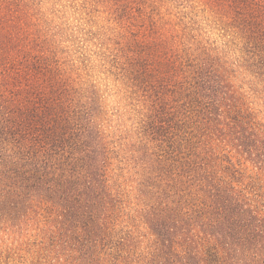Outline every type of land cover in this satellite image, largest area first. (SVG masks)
<instances>
[{
  "label": "trees",
  "instance_id": "trees-1",
  "mask_svg": "<svg viewBox=\"0 0 264 264\" xmlns=\"http://www.w3.org/2000/svg\"><path fill=\"white\" fill-rule=\"evenodd\" d=\"M207 2L264 71V0ZM135 48L146 113L126 151L23 1L0 0V211L36 226L41 253L85 264H264V185L242 162L264 172L263 133L206 63Z\"/></svg>",
  "mask_w": 264,
  "mask_h": 264
},
{
  "label": "rangeland",
  "instance_id": "rangeland-1",
  "mask_svg": "<svg viewBox=\"0 0 264 264\" xmlns=\"http://www.w3.org/2000/svg\"><path fill=\"white\" fill-rule=\"evenodd\" d=\"M21 1L68 73L96 91L103 128L122 149L140 140L138 123L146 113L129 84L137 40L162 43L194 64L206 63L224 81L244 121L264 135V71L253 66L241 33L207 0H130L128 7L117 0ZM246 157L247 174L264 185V172ZM39 241L35 225L0 211V264H85L79 254H43Z\"/></svg>",
  "mask_w": 264,
  "mask_h": 264
}]
</instances>
